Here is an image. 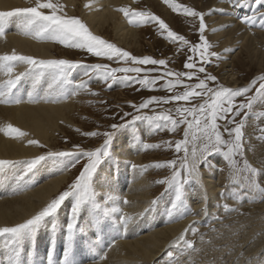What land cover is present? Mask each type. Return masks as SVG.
<instances>
[{
	"label": "bare ground",
	"instance_id": "obj_1",
	"mask_svg": "<svg viewBox=\"0 0 264 264\" xmlns=\"http://www.w3.org/2000/svg\"><path fill=\"white\" fill-rule=\"evenodd\" d=\"M57 1L63 6V12L67 16H80L81 21L92 33L100 30H115L119 42L122 43H128L130 37H135L136 31L129 28V24L123 19L122 11H120L131 4L130 0H53L55 3ZM34 3L35 0H0V11L30 7ZM215 9L218 12H225L227 8L224 4H218L215 5ZM232 15L234 16L231 13ZM240 15L247 16L242 12ZM236 17L206 19L210 25L209 33H212L209 38L214 41L221 38L223 45L225 44L226 55L224 57L226 60L235 59L236 55L232 56L231 53L239 48L238 43L242 44L241 49L249 50L248 53L255 44L264 45V33L254 32L251 35L249 31L243 29L242 23L239 26L240 23L237 22ZM4 31L5 35L0 37V56L10 55L15 51L18 55L32 56L36 59H56L54 44L46 43L43 38L35 37L34 33H26L24 21L20 17L9 18L4 24ZM229 66L230 62L226 61L224 67ZM13 67L15 75L23 72L27 65L17 62ZM261 67L264 70V64ZM228 72L225 74L227 81L235 85L234 75L230 73V70ZM7 79V75L0 71V84L5 83ZM50 83H52V78L47 72L38 81L34 75H26L17 83L16 88L8 97L11 101L21 100L22 102L0 103V160L19 162L14 166L0 169V227L15 226L30 218L36 211L66 190L75 179L73 173H70L68 168L63 169L53 157L37 164L17 185L16 178L23 175L25 162L43 155L44 148L47 152H55L56 149L53 146L57 140V132L63 131L61 125H73L71 119L77 98L70 95L72 97L66 101L64 95L69 94V87L53 85V88L49 89ZM67 84L70 83L67 82ZM75 93L78 94V92L73 94ZM8 125L19 129L25 135L19 136L11 132ZM123 133L124 135L122 134L117 140L115 138L113 142L117 159L106 161L101 173L104 177L111 174L110 183H105L104 187L105 189L110 188L119 200L114 204L109 203L108 207H116L119 211L105 219L106 226L101 227L94 223L90 226V222L94 221V215L87 209L82 210L79 226L84 231L82 239H79L73 251L75 264H188L184 262V258L178 260L180 258L178 238L181 235L187 238L190 233H193L191 231L185 233L184 230L189 226L197 230L206 221H216V215L220 211L218 178L211 172L200 171V183H194L193 192L184 200V208L190 209L192 213L185 215V211L181 209L170 217L171 205L168 200L165 202L161 198L156 201V204H152V186L150 178L148 179L150 169L147 165H143L141 148L138 146L143 137L140 133L133 138L128 133ZM29 140H37L39 145H30ZM133 163L142 167L133 170L131 168ZM111 164L117 165V168L109 167ZM120 180L123 186L125 183L127 185L123 191L120 190L122 186L119 185ZM124 200L128 203L125 204ZM165 204H168V207ZM71 206V199L66 200L57 214L58 223L64 224L67 221ZM259 208L263 209L264 205ZM258 212L255 211V213ZM255 213H250L251 216L248 220L246 219L247 221L238 224L241 228H235L236 230L232 232H230L231 229L219 232L222 224L211 222L207 228L213 227L218 230L219 240L215 238L213 243L210 241L212 244L209 247L204 246L203 252L195 256L196 258L192 259V263L189 264H212V260L216 263L219 259L216 260L215 256L220 257V262L224 264H264V221L262 223L264 214L259 216ZM122 214L133 217L126 229L119 223L118 218ZM228 222H225V225ZM52 235L50 228L45 226L35 234L31 243L22 242L18 257L19 264H47L49 240ZM200 242L203 241L200 240ZM205 242L210 244L208 243L209 238L208 242ZM54 244L55 254L59 261L63 257L64 250L63 235L60 230L55 233ZM169 251L173 253L172 257H169ZM0 264H9V254L3 237H0Z\"/></svg>",
	"mask_w": 264,
	"mask_h": 264
},
{
	"label": "snow or ice",
	"instance_id": "obj_2",
	"mask_svg": "<svg viewBox=\"0 0 264 264\" xmlns=\"http://www.w3.org/2000/svg\"><path fill=\"white\" fill-rule=\"evenodd\" d=\"M168 2V0H165ZM234 7L243 6L245 0H228ZM264 2V0H262ZM87 6V5H86ZM44 10H48L45 12ZM129 18H139L142 22L157 23L161 33H166V39L171 42H179L189 50L191 55H188L184 62V72L165 71L158 77L148 78L147 75L141 77L139 74L143 71L141 67H123V68H109L106 64H95L85 67L84 75L91 79V72L99 74L103 77L105 82L109 79H114V74L117 72H134L136 77H125L126 80H134L135 83L147 88H153L158 80L166 77H176L175 80L167 79L166 88L171 89L183 84L181 78L188 80L196 79L198 83L183 84L185 91L181 94H176L171 97L159 98L151 97L141 103L138 107L133 104V108L137 111L148 108L152 104L167 103L171 101H185L191 102L200 99L197 105L191 107L182 106L176 108V114L179 117L174 118L171 115H157L149 116H133L132 120L124 124H113L112 132H105L103 135L105 139L101 146L95 150L83 151L79 145H76V151L67 152L61 151L56 153H48L47 157L44 155L37 156L31 161H27L26 167L23 170V175L17 176V185H19L25 177L30 173L37 164L47 158L55 157L58 165L63 169L69 166L74 167L78 164L81 158H85L84 163L79 174L74 181L70 183L66 190L61 192L58 196L48 202L30 218L25 219L22 223H17L15 226L0 227V237L4 238L5 247L9 254V264H19L18 257L20 256V245L22 242H32L35 234L42 228L47 226L53 234L49 240L47 264H75L73 259V251L77 246L79 239H82L83 229L79 226V219L82 210H89L94 215V221L90 222V226L94 223L96 226H106L104 224L111 214L119 211L116 207L109 208V203H115L119 197L109 189H105V183H110L111 174L108 177L101 175L103 165L108 160L117 159L113 142L116 131L120 129H129L134 127L138 120H150L155 124V129L159 130L164 125H170L168 128L171 132H177L179 126H184L183 139L174 141V147L177 153H183L179 160V164L175 160H169L164 163H157L156 168H168L171 174L165 178L157 181V183L166 185L174 189V200L171 203L169 216L181 210L184 206V187L187 183H200V165L206 163L210 155L223 152L227 167L233 176H238L241 171L249 173L247 179L250 184L255 185L260 194L264 195V187H260L253 180V176L258 173V169L252 167L247 160H243V169L237 167L238 160L244 156V128L246 125L245 117L247 110L253 108V103L258 98L264 100V76L260 77L259 87L256 89V96L248 97L247 102L235 103L236 97L247 96L250 89L248 87H241L233 89L218 85L216 88L208 86V82H216L217 77L210 75L206 71L204 65L210 63V57L216 56V53L209 52L212 47L205 37L206 23L202 12H198L189 7H183V13L191 17L199 18V42L191 44L183 35L172 31L169 25L164 20L160 19L154 14L145 13L141 11L131 10L129 8L120 9ZM11 17H20L24 21V28L26 33H34L37 38H51L59 42L61 45L70 48H77L84 50L96 57H105L109 60L132 62L136 65H153L166 67L168 61L165 59H154L149 56L136 57L129 52L121 50L113 44L103 40L102 38L93 35L87 26L76 17H69L63 12V6L53 2V0H35L33 6L15 8L12 11H0V37L5 35L4 24ZM243 23L249 26H255L259 23L261 28H264V12H260L259 16H244L241 18ZM197 53L199 55H197ZM199 61V66L197 64ZM23 63L27 65L23 72L19 74L14 73L13 65L15 63ZM82 67L78 62L67 59H36L32 56L18 55L13 51L10 55L5 54L0 56V71L7 75L8 79L5 83L0 84V103L14 102L21 103V100L11 101L8 99L12 90L16 88L17 83L26 75H34L38 81L45 71L52 78V83L48 88H53V85H63L69 77L71 70ZM150 71H156L155 68ZM203 73L204 78L201 79L199 74ZM255 83V82H254ZM78 88H86L87 82L81 81ZM128 115V114H125ZM264 116V112L260 113ZM237 117H240L238 120ZM160 121H163L162 125ZM218 121H223V125ZM11 132L17 133L19 136H24L25 133L17 128L8 125ZM261 135L258 137L264 140V128L259 129ZM88 135L97 136L99 133H89ZM225 135L227 138H225ZM30 145H39L37 140H29ZM191 144V147L189 145ZM171 146V144H169ZM160 145L143 144L144 149L158 148ZM67 159L68 163H64ZM17 161L0 160V169L14 166ZM138 166L131 164V168L136 170ZM99 189V191H98ZM71 199V213L64 224L57 221V214L64 205L66 200ZM127 204L128 201L124 200ZM156 201H152L155 204ZM226 211H231L227 204L223 205ZM119 223L123 228H127L133 217L128 214L119 216ZM60 230L63 235V257L59 261L55 254V233ZM185 233L191 231L195 233L196 229L193 226L186 228ZM177 244L186 249H193V241L186 239L185 235L178 238ZM169 257L173 253L169 251Z\"/></svg>",
	"mask_w": 264,
	"mask_h": 264
},
{
	"label": "rangeland",
	"instance_id": "obj_3",
	"mask_svg": "<svg viewBox=\"0 0 264 264\" xmlns=\"http://www.w3.org/2000/svg\"><path fill=\"white\" fill-rule=\"evenodd\" d=\"M57 3L60 4L59 1H57ZM129 3L131 4H128L123 8H129L131 10L156 15L160 19L164 20L165 23L169 25V28L172 31L183 35L191 44L199 42V18H194L184 14L183 7L186 6L198 12H202L204 14L206 23L205 37L212 46L208 51L217 54L216 56L210 57V63L204 65L208 74L217 77V81H209L208 86L211 88H216L218 85H222L224 87L233 89L248 87L250 91L247 96L235 98L234 102L237 104L241 102H247L248 97L257 95L256 89L259 87V83L261 82L260 77L264 76V70H262L263 68L261 67V65L264 64V45L255 44V46L250 50L251 52L248 53L249 50L241 49L240 46L242 44L238 43L237 46L239 48L234 49V51L231 53L232 56L236 55L235 59L226 60L224 57L226 55V47H224L225 44L223 45V41L221 38H218L215 41L209 38L212 33H209L210 30H208V28L210 27V25L208 24V20L206 21V19L217 17L234 18L237 16L235 19H237V22L239 21V26L243 24V29H245L247 32L249 31L248 33H251V35L254 34V32L264 33V29L259 26V23H257V25L255 26H249L248 24L240 21L242 18V16L240 15L241 12L246 13L247 16H259L260 12H264V2H262V0H246L243 4L244 8L242 6V8H234L228 2V0H168V2H165V0H130ZM218 4L226 5L227 9H223L225 10V12H218L215 9V5ZM247 5H249L250 7L248 6L247 8ZM231 13L234 14V16H231ZM122 14L123 19L127 22V24H129V28H132L136 31L135 37H130V39L127 41L128 43L119 42L115 30H100L97 33H91L113 44L117 48L129 52L132 56H149L154 59H165L166 61H168V63L166 67H164L153 65H136L130 61H117L115 59L109 60L105 57H96L81 49L66 47L64 45H61L59 42L52 40L51 38H43L46 43L54 44V47L56 49L54 55L56 59H67L70 61L78 62L80 65H82V67H77L71 70L68 80L62 86L60 85L61 87L68 86L69 88H67L70 89L69 94L64 95L65 100H69L70 97L74 95L77 98L75 100L77 102L74 103L75 111L73 112V118L71 119L73 125H61L63 131L57 132V140L53 146V148L56 150L53 153L61 151H76V145H79L80 149L83 151L95 150L97 147L102 145L103 140L105 139L103 134L105 132L114 131L111 128V125L113 124L127 123L132 120L133 116L137 115L149 117H154L157 115H171L172 117L178 119L179 117L177 116L175 111L177 107H191L202 102L200 99L193 100L190 103L185 101L177 102L170 100L167 103H154L152 105H149L148 108L137 111V108L132 107L133 104L138 107L141 103L151 97L166 98L176 94H181L183 93V91H185L183 84L194 85L195 83H198V81L196 79L188 80L187 78H181L183 80V84L178 85L177 87L169 91L166 88V80H175L176 77H166L164 79H160L158 80L154 88L152 86L145 88L138 83H135L134 80L125 79L126 76L133 78L136 77L137 74L134 72H117L114 74L115 78L109 79L107 82H105L101 75L91 72V70V79H89L88 76L84 75L85 67L83 66H90L95 64H106L110 69L123 67H141L143 71L139 75L141 77L147 75L149 79L158 77L165 71H187L184 68V62L186 57L188 55H191L187 48L180 45L179 42L174 43L166 39V33H161L157 23L142 22L139 18H129L125 17L123 12ZM74 17L79 18L80 16ZM79 19L81 20V18ZM197 55L199 54L197 53ZM226 61L230 62L229 67H224V63ZM197 64L199 66V61H197ZM153 68H155L156 71H150ZM228 70H230V73L234 75V81L236 82L235 85L233 84V82L227 81L225 74L229 73ZM46 72L48 73L47 70L45 71V73ZM199 76L201 79L204 78L203 73L199 74ZM79 79L81 81L83 80L87 82L86 88H76V86L79 85L77 83L81 82ZM67 82L72 84H67ZM72 92H78L79 95L77 93L73 94ZM78 107L80 109H78ZM261 112H264V100H260L258 98L256 101H254L253 108L247 110V116L245 117L246 125L244 128V156L243 158H240L238 160L237 167L243 169V160L246 159L252 167H255L259 170L258 173L253 176V180L260 187H264V140H260L258 138L261 135L259 129L264 128V116L260 115ZM237 119L239 120L240 117H237ZM160 123L162 125L164 124L163 121H160ZM218 123L223 125V121H218ZM169 127L170 125H164L159 130H156L155 124L152 121L138 120L136 121L134 127L129 129L122 128L116 131V139H114L117 140L122 134L124 135L123 132H125V134L128 133L132 136V138L137 133H140L143 138H141V140L139 141L138 146L139 148H141L143 165H147L150 169L148 172V179L150 178L149 181L152 186L151 201H157L162 198V200H165V202L168 200L169 204L171 205L172 201L174 200V189L169 188L166 185L157 183V181L170 175L171 170L168 168L154 167V165L157 163H164L169 160H175L177 161V164H179V160L183 156L182 152H176L174 143L172 142L183 139L184 126H179L177 132L169 131ZM89 133H99L100 135H88ZM225 138H227L226 135ZM143 144H156L160 145V147L144 149ZM169 144H171V146H169ZM189 147H191V144L189 145ZM43 151V155H45L46 157L48 153H52L47 152L46 148H44ZM53 159L57 161L55 157ZM85 162L86 159L81 158L80 162L74 167H68L70 173H73L74 178H76V176L79 174ZM64 163H68V160L65 159ZM109 167L115 169V167L117 168V165L111 164ZM200 171L211 172L216 178H218L217 183H220L219 187L217 188L220 191V199L218 200L220 211L216 215V221H206L204 224H202V226H199L201 229L198 227L199 229H197L195 233H190V235L187 236L186 239L190 238L193 241L194 251L178 246L180 256L178 260L184 258V262H187L188 264L192 263V259L201 254L203 252L202 250H204L205 247H209V245H211L213 241L216 240L215 238L219 240V232L228 231L230 229V232H232L233 230H236L235 228L240 229L241 226L239 227V225L242 224L243 221H247L248 218H250V213L259 211L255 214H258L259 216H263L264 214V208H259V206L264 205V195L259 193L255 185L250 184L247 179H243L244 177H247L249 173L241 171L238 176H233L230 173V170L227 167V161H225L224 159L223 152L210 155L207 159V162L200 165ZM121 183L122 180H120L119 185H122L120 190L123 191L125 190L127 185L125 183V185L123 186V184ZM193 186L194 183H187L185 185L184 200L189 197L191 192H193ZM224 204H227L229 208L233 210L226 211L223 207ZM165 205L168 207V204ZM182 210L185 211V215L192 213H190V209L186 207L184 208V206ZM239 217L241 219L242 217L243 219H245L241 220ZM236 219L239 221H237ZM214 221L216 223L220 222V224H222V229H219V232H217L218 230L214 229L213 227L207 228L210 223ZM224 221L229 222L225 225ZM263 221L264 217L262 223ZM213 229L216 232L213 231ZM201 231H203V233ZM206 231L208 232L206 233ZM193 235L195 236V238ZM200 240L203 242H200ZM205 241L210 244H206ZM197 247L199 249H196ZM215 257V259H219V261H216L215 263V261L212 260V264H217V262L218 264H224L223 262H220V257Z\"/></svg>",
	"mask_w": 264,
	"mask_h": 264
}]
</instances>
